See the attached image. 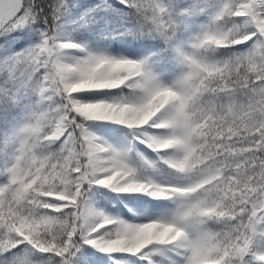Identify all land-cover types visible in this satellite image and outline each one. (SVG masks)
<instances>
[{
    "label": "snow or ice",
    "instance_id": "1",
    "mask_svg": "<svg viewBox=\"0 0 264 264\" xmlns=\"http://www.w3.org/2000/svg\"><path fill=\"white\" fill-rule=\"evenodd\" d=\"M0 264H264V0H0Z\"/></svg>",
    "mask_w": 264,
    "mask_h": 264
}]
</instances>
